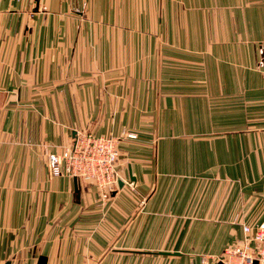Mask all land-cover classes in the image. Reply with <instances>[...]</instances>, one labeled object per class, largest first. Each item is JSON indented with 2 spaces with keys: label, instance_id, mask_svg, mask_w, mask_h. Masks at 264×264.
Segmentation results:
<instances>
[{
  "label": "crops",
  "instance_id": "1",
  "mask_svg": "<svg viewBox=\"0 0 264 264\" xmlns=\"http://www.w3.org/2000/svg\"><path fill=\"white\" fill-rule=\"evenodd\" d=\"M79 131L136 135L106 201L50 175ZM262 222L264 0H0V264H211Z\"/></svg>",
  "mask_w": 264,
  "mask_h": 264
},
{
  "label": "built area",
  "instance_id": "2",
  "mask_svg": "<svg viewBox=\"0 0 264 264\" xmlns=\"http://www.w3.org/2000/svg\"><path fill=\"white\" fill-rule=\"evenodd\" d=\"M135 138V133L119 136L76 132L61 152L46 149L50 175H67L79 183L93 185L99 199L106 201L117 189L119 143L122 138ZM211 264H264V222L242 225V237L229 244Z\"/></svg>",
  "mask_w": 264,
  "mask_h": 264
},
{
  "label": "water",
  "instance_id": "3",
  "mask_svg": "<svg viewBox=\"0 0 264 264\" xmlns=\"http://www.w3.org/2000/svg\"><path fill=\"white\" fill-rule=\"evenodd\" d=\"M117 183H118V188H122L124 181L119 177ZM76 190H77V184H76ZM46 263H47V258L43 255H40L36 262V264H46Z\"/></svg>",
  "mask_w": 264,
  "mask_h": 264
}]
</instances>
